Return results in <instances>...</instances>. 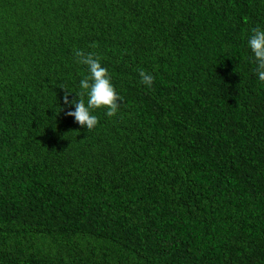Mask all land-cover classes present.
I'll return each mask as SVG.
<instances>
[{
	"label": "trees",
	"instance_id": "1",
	"mask_svg": "<svg viewBox=\"0 0 264 264\" xmlns=\"http://www.w3.org/2000/svg\"><path fill=\"white\" fill-rule=\"evenodd\" d=\"M257 26L264 0H0V264H264ZM77 50L120 97L91 129Z\"/></svg>",
	"mask_w": 264,
	"mask_h": 264
},
{
	"label": "clouds",
	"instance_id": "2",
	"mask_svg": "<svg viewBox=\"0 0 264 264\" xmlns=\"http://www.w3.org/2000/svg\"><path fill=\"white\" fill-rule=\"evenodd\" d=\"M247 46L256 64L254 69L256 76L259 81L264 82V27L257 26L251 29ZM75 56L80 63L87 65L88 74L79 81V88L84 90L87 99L85 101L81 93L76 92L80 98L69 99V94L66 93L63 101L64 105L70 106L67 114L79 125L91 129L97 124V116L93 109L106 106V115L112 116L117 111L120 97L111 82L107 68L102 66L98 58H94L92 54L84 55L80 50L75 52ZM140 78L141 82L148 86L153 80V76L143 70L140 71Z\"/></svg>",
	"mask_w": 264,
	"mask_h": 264
}]
</instances>
